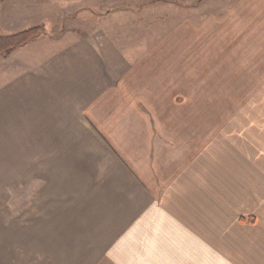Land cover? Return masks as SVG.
Returning a JSON list of instances; mask_svg holds the SVG:
<instances>
[{
	"label": "crops",
	"instance_id": "1",
	"mask_svg": "<svg viewBox=\"0 0 264 264\" xmlns=\"http://www.w3.org/2000/svg\"><path fill=\"white\" fill-rule=\"evenodd\" d=\"M101 3L0 0V35ZM127 14L4 77L0 264H264V0L132 36Z\"/></svg>",
	"mask_w": 264,
	"mask_h": 264
},
{
	"label": "rangeland",
	"instance_id": "2",
	"mask_svg": "<svg viewBox=\"0 0 264 264\" xmlns=\"http://www.w3.org/2000/svg\"><path fill=\"white\" fill-rule=\"evenodd\" d=\"M98 1L104 3L96 7L82 5L67 9L61 7L58 9L57 15H51L54 12L44 13V16L36 20V24H30L32 26L27 27V29L32 27L38 28L35 38L24 47L18 48L11 53L0 54V86L4 82L5 76L18 72L19 69L16 67L18 66L19 50H24L29 45L42 48L52 44V42L64 44V42H70L76 38L89 36L102 27L103 29L110 30L114 25L112 23L113 19L110 16H113L117 11H120L121 14L125 12L128 14L132 13L129 17L127 16V22L121 25L122 32L127 31L128 35L132 36L134 34L133 26L148 29L154 28L160 31L168 28L174 30L186 22L195 24L203 22L209 17H219L239 0ZM117 34L121 35L122 33L120 31ZM31 51L33 52V49L24 52L30 53Z\"/></svg>",
	"mask_w": 264,
	"mask_h": 264
},
{
	"label": "trees",
	"instance_id": "3",
	"mask_svg": "<svg viewBox=\"0 0 264 264\" xmlns=\"http://www.w3.org/2000/svg\"><path fill=\"white\" fill-rule=\"evenodd\" d=\"M38 33L37 27H32L24 31L9 36H0V54H8L14 50L24 47Z\"/></svg>",
	"mask_w": 264,
	"mask_h": 264
}]
</instances>
